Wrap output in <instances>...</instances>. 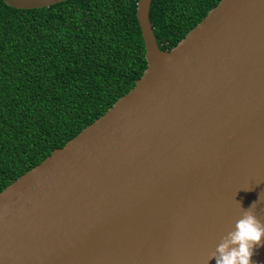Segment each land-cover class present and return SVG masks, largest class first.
Segmentation results:
<instances>
[{
	"label": "water",
	"instance_id": "obj_1",
	"mask_svg": "<svg viewBox=\"0 0 264 264\" xmlns=\"http://www.w3.org/2000/svg\"><path fill=\"white\" fill-rule=\"evenodd\" d=\"M152 1L137 4L135 86L0 192V264H215L242 208L264 201V0H221L169 51ZM250 260L264 264V237Z\"/></svg>",
	"mask_w": 264,
	"mask_h": 264
},
{
	"label": "trees",
	"instance_id": "obj_2",
	"mask_svg": "<svg viewBox=\"0 0 264 264\" xmlns=\"http://www.w3.org/2000/svg\"><path fill=\"white\" fill-rule=\"evenodd\" d=\"M221 0H153L158 47L174 48ZM138 0H0V192L126 95L147 68Z\"/></svg>",
	"mask_w": 264,
	"mask_h": 264
},
{
	"label": "clouds",
	"instance_id": "obj_3",
	"mask_svg": "<svg viewBox=\"0 0 264 264\" xmlns=\"http://www.w3.org/2000/svg\"><path fill=\"white\" fill-rule=\"evenodd\" d=\"M237 203L241 207L238 201ZM258 203V212L264 213V201L260 200V195L247 208L241 207L239 218L235 220L231 230L220 238L208 260L214 259L215 264H252L250 257L253 249L260 245L261 238L264 237V224L257 219L254 211Z\"/></svg>",
	"mask_w": 264,
	"mask_h": 264
}]
</instances>
